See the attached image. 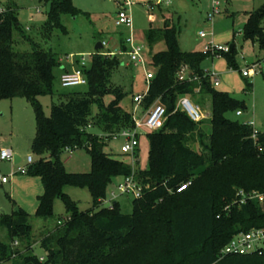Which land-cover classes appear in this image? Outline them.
Masks as SVG:
<instances>
[{"label": "trees", "instance_id": "trees-1", "mask_svg": "<svg viewBox=\"0 0 264 264\" xmlns=\"http://www.w3.org/2000/svg\"><path fill=\"white\" fill-rule=\"evenodd\" d=\"M40 1L50 4L41 27L43 38L54 28H63L62 15L80 13L72 0ZM263 18L264 2L247 13L244 28V37L261 48ZM19 29L14 7L4 6L0 13V99L25 98L34 109L36 130L31 151L39 158L27 174L38 177L43 188L35 216H52L54 197L64 201L69 216L36 238L26 212L0 217L9 233V240L0 242V264H264V256L258 254L219 257L235 233L264 226V204L252 200L240 206L232 204L238 188L264 194V131L252 138L251 126L228 117L244 104L211 86L210 73L201 66L210 54L181 50L179 31L168 20L161 28L148 29L149 45L163 41L166 48L151 57L156 74L141 104L147 109L161 103L167 118L160 129L148 132L149 164L136 171L143 193L133 199L131 214H122L117 202L111 207L100 202L114 178L131 173L124 161L104 149L109 134L133 127L131 114L119 105L124 93L110 79L118 64L116 55L93 52L84 70L87 89L62 93L46 115L38 97L53 94V70L59 61L50 49L21 31L30 50H15L13 32ZM233 50L219 54L232 64ZM183 66L197 79L179 81L177 72ZM105 95L113 96L108 104L102 102ZM183 95L211 98V134L207 143L199 141L200 151L187 145L197 123L177 108ZM92 104L98 107L101 133L88 129ZM65 148L86 149L90 171H66L60 159ZM188 180V187L175 192L177 185ZM66 185L87 187L92 208L80 210L64 192ZM227 205L230 208L224 210ZM35 243L43 250L42 261L33 252Z\"/></svg>", "mask_w": 264, "mask_h": 264}, {"label": "rangeland", "instance_id": "rangeland-1", "mask_svg": "<svg viewBox=\"0 0 264 264\" xmlns=\"http://www.w3.org/2000/svg\"><path fill=\"white\" fill-rule=\"evenodd\" d=\"M73 5L79 9L77 16L64 14L61 16L63 28H54L46 38L42 37L41 27L47 19L50 10L48 2L40 0H0L3 6L12 5L16 11L20 29L14 30L13 47L20 52L30 50V42L20 37V31L32 41L40 44L45 49H50L58 58L59 64L54 68L55 75L54 92L52 95H42L38 100L46 115H49L52 104L60 101L62 93L86 90L87 85L75 87H62L60 75L64 66L69 71L75 68L76 60L84 55L95 52L97 42L108 43L107 49L101 52L114 51L118 64L111 71V82L119 86L124 93L119 100L123 111L131 114L134 119L141 118L145 112L142 104L133 102V96L147 91V83L154 78L156 69L151 64V54L165 50V43L159 41L155 45H149L145 31L149 27L151 18L159 14V10H166L174 15V24L178 29V45L183 51H202L212 42L215 46L234 45L232 64L227 57L221 54L207 57L201 64L202 68L210 73L218 75L219 85L215 89L219 92H227L244 104L242 114L229 113L228 117L240 123L252 121L254 128L264 131V68L254 72L249 77L242 75V70L252 62H261L264 58V48L257 42L244 37V28L247 13L258 8L264 0H215L220 3V11L211 21L208 13L213 0H158V6L149 5L148 0H131L129 11L133 20L134 39L143 46V64H130L126 52L117 53L122 40L129 37L130 32H121L114 24L118 11L116 0H72ZM178 17V18H177ZM178 19V20H177ZM264 27V18L262 20ZM64 29V30H63ZM203 31L207 37H198V32ZM129 49V47H128ZM88 59L87 65L90 64ZM251 84V86H250ZM191 101L198 105L203 119L197 123L193 138L187 141V145L195 151H200L199 141H209L211 134V98L209 95L190 97ZM113 99L112 95L102 98L104 104ZM143 111V113H142ZM98 107L92 104L90 107V124L92 132L98 130ZM35 114L33 107L25 98L0 99V149H10L21 158L20 164L28 155L33 161L39 156L31 151V142L35 135ZM138 146L135 157L120 152L124 140L122 138L106 140L104 147L113 158L124 161L132 170H145L149 164L150 142L148 130L138 129ZM202 136H201V134ZM60 159L68 172H89L91 168L90 157L86 149L78 148L71 152L63 151ZM18 163L12 160L0 162V173L10 175L16 169ZM121 179L116 177L107 186L106 192L115 189ZM43 192L40 179L26 174H12L5 184H0V217L21 210L30 215L35 238L40 233L51 231L57 224H62L68 218L64 201L61 198L52 199V216L47 218L35 216L38 206V196ZM64 192L69 195L80 210L92 208V197L87 187L66 185ZM133 198L129 195H119L117 203L122 214H131ZM106 207V205H103ZM18 209V210H17ZM9 233L0 222V242H7ZM33 252L43 255V250L37 243L33 245ZM2 264H10L5 262Z\"/></svg>", "mask_w": 264, "mask_h": 264}, {"label": "built area", "instance_id": "built-area-1", "mask_svg": "<svg viewBox=\"0 0 264 264\" xmlns=\"http://www.w3.org/2000/svg\"><path fill=\"white\" fill-rule=\"evenodd\" d=\"M118 4V11L115 17L114 24L118 28L127 27L132 29L133 20L130 11L128 10L132 4L131 0H116ZM220 3L213 0L211 9L208 13V19L213 20L215 15L219 13ZM4 11V6L0 4V13ZM198 37L205 38L207 35L203 31L198 32ZM124 42L129 47L127 54L129 56V60L133 64H143L141 53L143 51V46L137 43L132 34L127 37ZM102 49L108 46V43L105 41H101ZM230 47L225 46H215L212 42H209L202 52L204 54H210L211 56H215L221 52H229ZM106 56H112L114 53L112 52H101ZM93 53L88 54V58L84 55H81L76 60V66L72 71L65 70L60 75V83L62 87H75L80 85H86L87 79L84 75V70L87 67L88 59L92 58ZM264 68V58L261 62H252L247 69L242 70V75L244 77H249L254 72L262 70ZM210 73V72H209ZM218 75L214 73H210V83L212 87L218 86L219 79ZM177 79L179 81H192L196 80L197 76L191 73V70L187 66L181 67L177 72ZM149 80L147 83L148 89ZM147 91L145 93L137 94L133 96V102L140 105L143 99L146 97ZM177 108L184 113L194 122H199L203 119V115L198 105L194 104L191 101L190 95H183L178 99ZM143 113V111H142ZM236 115H241L242 111L238 110L235 112ZM167 118L165 107L156 102L152 104L149 108H147L142 114L141 118H135L133 114V127L121 129L117 132H113L108 135L109 138L117 139L122 138L124 142L120 147V152L123 154H130L131 156L135 155V151L138 146V129L145 128L148 131H154L160 129ZM247 125L252 127V138H255L258 134V130L254 128V123L252 121L246 122ZM108 139V138H107ZM64 151L71 152L70 148H65ZM16 154L10 149H0V162L5 160H12L15 162ZM135 157V156H134ZM21 161V158H20ZM33 158L31 155H28L25 160H23L20 164L18 162L15 170L12 171L10 175H4L0 173V184H5L8 182L9 177L12 174H26L28 171V167L33 163ZM121 180L115 186V189L106 192L104 197L101 198L100 202L103 205L111 207L114 203L117 202V198L119 195H129L133 199L140 198L143 193V187L137 178V172L131 169V173L129 175H124L119 177ZM191 184V181H185L180 183L175 187V192H181L186 187ZM256 201L258 204H264V194L258 191H245L241 188L236 189L235 198L232 201V204L240 206L245 204L248 201ZM230 205L224 207V210H228ZM17 241L13 242V245H16ZM248 254H258L260 256H264V226L251 228L247 231H239L235 233L228 242L221 248L219 252V257L230 256V255H248ZM39 259L42 261L44 256L40 255Z\"/></svg>", "mask_w": 264, "mask_h": 264}, {"label": "crops", "instance_id": "crops-1", "mask_svg": "<svg viewBox=\"0 0 264 264\" xmlns=\"http://www.w3.org/2000/svg\"><path fill=\"white\" fill-rule=\"evenodd\" d=\"M147 3L149 4V5H156V6H158V0H148L147 1ZM178 18V17H177ZM174 15L171 13V12H169V11H166V10H164V11H162L161 9L159 10V14L155 17V18H151V22H150V25H149V27L146 29V31H145V36H146V33H147V31H148V29L149 28H161V27H163V25H164V22L166 21V20H168L169 22H171V23H173L174 24ZM178 20V19H177ZM115 21V20H114ZM118 28V27H117ZM120 29V31L121 32H124V31H128V32H130V34H132L133 35V37H134V27H132V29H130V28H127V27H122V28H119ZM158 43V42H157ZM157 43H155V44H157ZM154 44V45H155ZM108 48V46L106 47V48H104V49H107ZM165 48H166V46H165ZM234 48V45H233V47H232V49ZM102 49V48H101ZM100 49V50H101ZM231 49V50H232ZM99 50V51H100ZM127 51H128V46H127V44L124 42V40H122V42H121V46H120V48L118 49V51H117V53L118 54H120V53H122V52H126L127 53ZM162 51V50H161ZM101 52V51H100ZM108 52V51H107ZM109 52H112V53H114V55H116V53L114 52V51H109ZM141 56H142V54H141ZM151 57H152V54H151ZM142 60H143V58H142ZM130 64H131V62H130ZM143 65L145 66V62H144V60H143ZM75 66H76V63H75ZM65 70H68L67 68H66V66H64V71ZM63 73V72H62ZM61 73V74H62ZM236 114V113H235ZM240 116V115H239ZM258 130V129H257ZM258 131H260V130H258ZM97 133H99V132H97ZM17 155V154H16ZM18 156V155H17ZM19 157V156H18ZM19 162H20V158H19Z\"/></svg>", "mask_w": 264, "mask_h": 264}, {"label": "water", "instance_id": "water-1", "mask_svg": "<svg viewBox=\"0 0 264 264\" xmlns=\"http://www.w3.org/2000/svg\"><path fill=\"white\" fill-rule=\"evenodd\" d=\"M233 45H230V50L232 49ZM102 48L101 42H97L95 44L94 50L95 52H98ZM19 162V157L16 155L15 156V163ZM18 210V209H17Z\"/></svg>", "mask_w": 264, "mask_h": 264}]
</instances>
